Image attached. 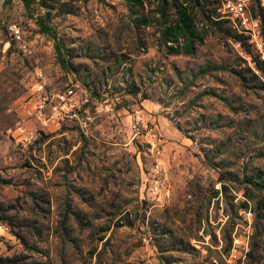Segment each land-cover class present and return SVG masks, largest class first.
Listing matches in <instances>:
<instances>
[{"label": "rangeland", "instance_id": "374dc122", "mask_svg": "<svg viewBox=\"0 0 264 264\" xmlns=\"http://www.w3.org/2000/svg\"><path fill=\"white\" fill-rule=\"evenodd\" d=\"M246 2L255 9L254 0ZM206 3L211 17L197 12L194 19L202 41L185 55L164 53L156 24L133 29L124 0H51L48 23L61 40L39 31L35 16L45 8L0 0V177L8 180L0 182V257L11 258L0 264H158L162 239L153 232L161 224L188 234L195 248L167 250L174 264H264V192L231 183L233 203L262 202L233 213L223 228L220 196L208 207V225L193 221L203 213L202 206L195 210L199 196L218 185L217 170L238 178L264 172V90L246 87L255 81L242 85L231 72L254 50L233 46L228 22L215 29L218 0ZM142 4L154 8L152 0ZM13 21L27 51L9 40ZM56 45L69 49L71 63L85 65L78 76L89 84L86 72L104 75L119 52L126 59L91 94L58 63ZM36 64L50 88L76 85L87 135L65 120L44 128L33 122L27 143L12 136ZM126 84L138 93L127 94ZM135 120L154 126L153 147V135L133 137Z\"/></svg>", "mask_w": 264, "mask_h": 264}, {"label": "trees", "instance_id": "16d2710c", "mask_svg": "<svg viewBox=\"0 0 264 264\" xmlns=\"http://www.w3.org/2000/svg\"><path fill=\"white\" fill-rule=\"evenodd\" d=\"M24 8H29L30 5L35 4L38 7L45 8V12L42 14H36L35 23L38 25L39 31L43 33L49 34L53 39L61 40L56 37V31L50 26L48 11L53 6H49V2L51 0H18ZM125 5L127 7V15L129 16V21L133 27V29H137L139 26H148L150 24H156L157 31V40L156 44L159 47H162L165 54H185V55H193L196 50L197 44L202 41V34L197 29L195 25V15L198 12L203 17H211V15L207 14L203 7H206V0H152L154 3V8L144 10L142 0H124ZM259 0H254L255 9H251L250 12L252 15H259L262 21V37L264 41V16L262 10L258 4ZM219 4V0H218ZM63 13H68L70 10L65 9L62 11ZM223 19V20H221ZM227 22L226 19L218 18L212 20L214 28H219L222 22ZM226 33H231L232 38L239 42V45L249 46L246 42V38L244 35L237 33L233 30L229 25L228 28L225 29ZM241 46V45H240ZM57 61L63 67L64 70L74 73L78 76V71L81 66H84L83 70H86L84 64L80 63H71L70 59L73 56L68 48H60L59 46H55ZM126 59V55L123 52H119L117 55L113 56L110 64L106 65L103 70L104 75L96 76L91 75L89 72H86V78H89L90 84L85 82L84 78L78 76L77 80L89 90L91 94H97L96 90L98 86L106 84L102 83V81H106L107 77L110 74L114 73L118 68H121V65ZM248 64L243 68L232 69L231 72L238 78L242 85H247L246 83H250L253 81L257 82V84H250L252 88H258L264 90V83L258 78L256 74L253 73L252 68H255L264 74V59H260L257 54L254 52L253 56L248 55ZM209 69H215V66L208 67ZM124 91L127 94L135 96L138 93L139 87L135 84H126L124 86ZM108 91V90H106ZM142 98H146L143 96ZM1 183H8V180L0 177ZM215 182L218 183L217 187L211 186L208 190L206 196H199L198 205L195 210H198L199 207L202 206L203 213L201 216L195 212L197 217L194 218V222L197 223V227L205 224L208 225V217L207 210L211 203L218 202L220 196H222V201L225 210L227 211L226 220L224 221L222 227L229 224V216L233 213H236L238 210H246L251 207H256L258 204L262 202L259 198L255 202L249 206L248 202L249 198H244L243 200H238L236 203H233L232 200L234 196L229 193L230 184L237 182L243 183L247 186H251L255 188L259 192H264V172L261 171H253L249 175L241 174L240 178H238L235 174L230 172L229 170H217V176ZM228 195V197H227ZM214 201V202H211ZM3 221L4 218H3ZM157 236H160L162 239L161 243L157 245V251L159 254V262L158 264H174L172 260L173 257L170 253H167V250H180L185 252H191L195 250L194 246L189 242L186 236H183L182 233H177L169 227L168 225L161 224L158 227L156 226ZM222 228V229H223ZM103 236L99 237V240L102 239ZM103 239L102 241H105ZM1 261L11 260L10 257H0Z\"/></svg>", "mask_w": 264, "mask_h": 264}, {"label": "built area", "instance_id": "2783aa9c", "mask_svg": "<svg viewBox=\"0 0 264 264\" xmlns=\"http://www.w3.org/2000/svg\"><path fill=\"white\" fill-rule=\"evenodd\" d=\"M247 0H219L218 11L220 17L227 20L229 26L245 36L246 42L251 46L260 59H264V41L262 37V21L259 15H252ZM264 16V0L258 2ZM6 32L9 40L13 42L17 49L24 52L28 49L25 41L24 31L19 22L13 21L6 25ZM235 48H239V42L233 43ZM252 68L254 74L264 83V74ZM31 90L25 97L24 110L14 123L12 133L20 142L27 143L34 138L36 127L33 122L38 123V128L46 127L50 122L56 124L65 120H74L77 129L84 135L88 132L87 117L78 113L79 103L76 96V85L67 84L61 89H54L48 86L44 71L38 64L33 66L31 76ZM110 106H105V110H110ZM130 128L134 136L143 133L153 135L155 128L153 125L140 126L138 121L131 122ZM156 135V134H155ZM147 140L151 147L154 146V138ZM154 169L163 173L164 170L158 163L154 164Z\"/></svg>", "mask_w": 264, "mask_h": 264}, {"label": "crops", "instance_id": "0c3cea01", "mask_svg": "<svg viewBox=\"0 0 264 264\" xmlns=\"http://www.w3.org/2000/svg\"><path fill=\"white\" fill-rule=\"evenodd\" d=\"M8 41L7 40H3V43L6 45V43H7ZM8 44H9V42H8Z\"/></svg>", "mask_w": 264, "mask_h": 264}]
</instances>
